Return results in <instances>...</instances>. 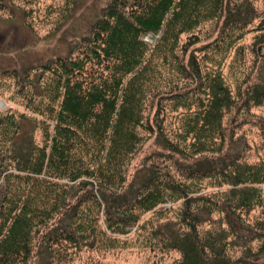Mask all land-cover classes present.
I'll return each mask as SVG.
<instances>
[{
  "label": "trees",
  "instance_id": "obj_1",
  "mask_svg": "<svg viewBox=\"0 0 264 264\" xmlns=\"http://www.w3.org/2000/svg\"><path fill=\"white\" fill-rule=\"evenodd\" d=\"M215 19L222 53L260 32L259 73L243 95L247 107L262 105L264 10L252 0H110L85 50L26 71L20 92L42 138L23 134L26 114L3 116L0 264H75V253L119 247L120 236L140 230L144 246L180 252L177 264H251L264 255V160L223 154L225 113L248 80L233 89L213 56L187 57L195 35L181 46ZM163 100L177 112L171 127ZM143 132L161 151L126 185ZM205 180L216 191L203 193ZM178 203L175 219L166 216ZM257 208L263 218L252 225ZM149 212L156 218L141 223Z\"/></svg>",
  "mask_w": 264,
  "mask_h": 264
},
{
  "label": "rangeland",
  "instance_id": "obj_2",
  "mask_svg": "<svg viewBox=\"0 0 264 264\" xmlns=\"http://www.w3.org/2000/svg\"><path fill=\"white\" fill-rule=\"evenodd\" d=\"M110 0H0V131L3 128V116L15 115L21 118L26 114L29 119L22 120L23 134L34 137L39 141L42 131L35 127L34 113L26 107V101L20 92L24 76L33 66H38L50 59L69 53L72 49H86L82 40L90 34L91 27L100 15L102 9ZM233 1V0H232ZM260 13L264 10V0H252ZM259 22V20L257 21ZM222 20L215 19L206 22L195 32L185 34L181 39V46L193 36L197 41L189 47L199 57H214L221 62L224 75L232 83L233 89L240 81L248 80L241 87L242 94L237 92L236 104L227 110L224 123L227 127V140L223 154L231 156L243 155L242 161L257 163L264 160V103L260 106L247 107L243 95L244 89L252 83L259 73L260 60L255 45L256 35L260 32L252 30L245 38L228 52H220L221 47L214 44L218 37ZM149 43H154L152 35L147 36ZM214 44V46H213ZM82 46V48L80 47ZM214 47V48H213ZM256 49V51H255ZM264 50V49H263ZM260 52V55L264 51ZM39 70V69H38ZM244 73V75L242 74ZM168 76V75H167ZM170 78V77H169ZM163 116L167 127L177 123V112L172 111L169 100H163ZM157 105L149 104L146 115L154 117ZM21 121V120H20ZM145 134L144 141L130 158L126 166L125 182L128 185L141 167L149 165L147 157L156 151H161L155 135ZM2 141L0 140V146ZM0 150H2L0 148ZM158 162L165 160L158 157ZM1 182V180H0ZM203 193L216 191L203 182ZM168 217L175 219L179 203L173 206ZM261 209L257 208L248 213V222L254 225L263 218ZM155 219L154 212L146 213L141 223ZM218 218V215L217 217ZM143 230L120 236L121 244L112 249H84L73 255L75 264H177L181 254L177 250H161L151 246H144ZM253 252H257V244ZM233 255L242 254V250L232 251ZM251 264H264V255L258 254L251 259ZM33 264V261L31 262Z\"/></svg>",
  "mask_w": 264,
  "mask_h": 264
}]
</instances>
